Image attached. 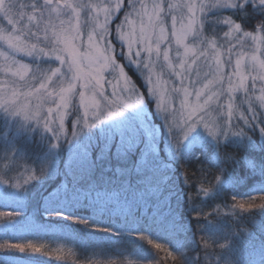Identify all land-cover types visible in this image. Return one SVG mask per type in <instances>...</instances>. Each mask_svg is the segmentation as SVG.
I'll return each instance as SVG.
<instances>
[{
  "label": "snow or ice",
  "instance_id": "1",
  "mask_svg": "<svg viewBox=\"0 0 264 264\" xmlns=\"http://www.w3.org/2000/svg\"><path fill=\"white\" fill-rule=\"evenodd\" d=\"M0 113V206L40 220L0 237L153 236L180 264H264V0H0Z\"/></svg>",
  "mask_w": 264,
  "mask_h": 264
},
{
  "label": "trees",
  "instance_id": "2",
  "mask_svg": "<svg viewBox=\"0 0 264 264\" xmlns=\"http://www.w3.org/2000/svg\"><path fill=\"white\" fill-rule=\"evenodd\" d=\"M132 72L138 75L133 69ZM142 82L143 80H141ZM152 110L154 111V105ZM3 122L4 120L0 122V129H3ZM7 146L6 137L0 135V152L5 150ZM18 148L30 158V160L26 161L28 165H31L32 161L37 160L40 145L35 143L31 136L20 139ZM0 167H3V161H0ZM257 202L264 203V201L259 199ZM12 203L11 206H0V225L14 221L25 214L31 219L32 223H40L37 216L33 214L35 209L34 201L28 199L23 201V211H15L16 202L12 201ZM81 214L86 215L87 213L82 212ZM53 219L55 221L61 218ZM67 223L70 225L68 231H87L83 229V226L71 227V222ZM244 226H248L251 229V225H241V227ZM22 227H31V224L22 225ZM232 227L235 229L236 225L233 223ZM148 239L152 240L151 244L148 243ZM148 239L141 240L139 235L121 238L112 237L111 234H96L95 241H88L82 235L76 236L71 233L57 232L43 236L27 235L22 239L0 237V244L32 243L40 248V252L33 253L29 250L27 254L38 258L43 264H141L138 256V249L141 245L154 255L155 264H180L179 258L174 259L168 255L169 245L165 239H157L153 236H148ZM157 243L161 244L162 247L160 249L155 247ZM0 251L3 250L0 249Z\"/></svg>",
  "mask_w": 264,
  "mask_h": 264
},
{
  "label": "rangeland",
  "instance_id": "3",
  "mask_svg": "<svg viewBox=\"0 0 264 264\" xmlns=\"http://www.w3.org/2000/svg\"><path fill=\"white\" fill-rule=\"evenodd\" d=\"M131 67V66H130ZM133 70L135 71V69L133 68ZM154 110H155V105H154ZM5 119V117H4V115H3V113H0V122H1V120H4ZM1 124V123H0Z\"/></svg>",
  "mask_w": 264,
  "mask_h": 264
}]
</instances>
